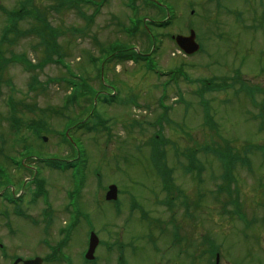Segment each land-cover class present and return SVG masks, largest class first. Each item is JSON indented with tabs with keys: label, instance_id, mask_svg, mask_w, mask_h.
<instances>
[{
	"label": "rangeland",
	"instance_id": "obj_1",
	"mask_svg": "<svg viewBox=\"0 0 264 264\" xmlns=\"http://www.w3.org/2000/svg\"><path fill=\"white\" fill-rule=\"evenodd\" d=\"M23 1L0 0V5L7 11H13L19 9ZM164 1L170 5L169 14L173 18H170L171 24L167 30L162 33L153 31L167 36H163L162 44L159 45L161 50L153 56L155 68L159 72L162 71L158 73L160 76L168 70L181 67L186 77L180 76L168 87L166 104L170 108L164 114V109L157 104V97L160 91H163V94L167 93L164 90L165 86H161L165 79H158L152 72H145L140 63H104L102 82L115 86L113 93L116 91L117 100L112 105L98 104L96 109L99 115H103L107 120L106 124L110 127L111 133L107 135L70 132V137L78 141L77 143L74 140L78 146L81 147L83 144L86 149L85 160H88L82 210L91 215L94 232L99 241L130 242L137 247V253L131 257L126 255L127 251L124 252L128 264H190L185 254L176 258L174 248L172 253H165L166 245L170 244L168 237L155 240L158 249L161 250L160 253L152 251L146 237L147 228L138 223V216H134L133 221L124 224L131 217L132 212L125 210L129 194L133 195L152 217L170 216L162 205H158L161 195L149 150L150 138L158 131L157 122L166 118L167 122L161 127L162 129H159L167 151L166 158L169 165L175 169L176 187L183 191V196L187 199L193 196L198 185L191 177L182 173L179 165L185 162L186 158L182 156L181 151L198 148L204 144L220 145L238 156H244L247 148L250 150L247 157H251V165L246 166L247 171L241 164L234 167L236 183L232 189L242 201L240 209L245 213L246 219L256 222L250 226H242L237 218L229 219L221 214L220 206L215 205L211 195L214 185L221 183L220 167L210 155L200 154L204 167L201 179L205 183L200 186V191L206 190L212 199L211 197L201 199L198 211L188 215L181 203H177L174 207L176 214L172 215L176 217V222L181 228V235L186 237L185 243L200 247L201 238L209 237L218 243L220 256L218 264H264V224L260 220L264 218V162L260 155L254 152L255 149L248 147L257 148L260 144L264 145V93L260 90L255 91L258 87H264V0H221L216 10L213 4L205 0ZM92 2L96 6L79 3L72 7L66 6L63 11L57 12L52 9L58 3L57 0H33L37 12L57 30L59 50L63 53L64 62L69 68L46 63L40 71L28 73L22 66L8 63L7 69L2 74L3 78L10 80V83L2 85L0 90V116H7L5 100L10 97L22 103L23 107L19 108V112L24 121L36 118L31 112L37 114V110L40 109L41 115L38 117L46 119L49 126L48 133L44 136L47 141L44 144L39 141L41 144L39 148L36 146L39 144L38 140L36 141L33 135L26 138L28 134L22 132L21 138L26 140L27 144H36L28 150L30 155L37 154L39 150L41 153H56L62 157L72 155L68 147L58 145L56 136L64 126L65 116L71 115L62 108L68 91L63 79H71L70 70L74 76L79 77L78 80L84 79L85 84L93 91H104L99 78V65L105 59L104 49L115 42L131 48L134 42H131V38L122 30V27L128 28L130 25L131 11L127 8V0H105V2L92 0ZM5 20L6 15L0 12V32L5 26ZM34 21L26 18L18 24V28L21 31L31 30L32 25L36 24ZM189 25L199 36L203 52L185 57L169 35L186 36L188 33L186 27ZM12 37L13 35L9 36V39ZM39 38L29 34L27 37H20L14 44L7 43L5 57L9 60L14 54L23 53L31 63L42 62L45 56L40 51L43 49V44ZM140 39L141 37H137L135 40L137 48L138 46L140 48L138 43ZM52 58L55 59V56ZM235 70L240 71L238 78L246 81L244 83L246 95L236 94L239 81L235 82L232 79L228 80L229 85L222 92L206 91L202 96L207 106L209 105L215 123L204 125L205 109L202 107V102L201 105L199 104L198 97L203 86L200 81L217 77L231 78L235 75ZM32 75L37 77V83L33 89H30ZM159 85L160 88H157ZM176 91L181 94L176 95ZM251 93L255 102L251 100ZM176 96H179V99L172 102L171 99ZM134 104L137 105L136 108H133ZM59 111L62 113V118H59ZM135 120L138 121L137 125H133ZM94 123L95 120L90 122V124ZM18 139L19 137L14 136L12 131H8L7 122L0 119L1 163L5 161L2 157L3 152L7 154L6 156L13 157L21 149L16 144ZM31 161L35 162L32 158ZM49 172L47 168L41 169V175L45 178L50 191L45 188L55 208L61 207L65 203L64 191L72 184H69L67 176L58 175L57 172L54 173L56 182L52 183L48 178L51 174ZM96 174L101 176L99 188H102L101 190L95 188ZM26 175L25 173V177ZM13 178L15 181L20 179L15 176ZM108 184L118 187L120 201L125 198V212L118 219L112 215L107 204L100 202L99 209L94 207L96 196H102ZM26 190L32 191L35 188L29 186ZM122 193L126 195L121 197ZM214 193L227 195L225 190L219 192L218 186L214 188ZM133 199L132 197L131 200ZM227 199L229 198L224 197V201ZM26 204L27 213L34 216L39 214L42 204L32 205L30 202ZM2 205L0 203V210L4 208ZM225 208L231 209L230 206ZM193 209L191 205V210ZM126 211L130 213L129 216ZM191 216L193 217L190 219ZM14 219L10 220L13 223V226L11 225L13 233L10 234L4 229L6 227L0 217V241L9 244L11 251L29 255V247L21 248L22 244H33L32 247L35 248L43 238L56 239L53 232L45 233L40 230L41 224L33 225L29 221L14 222ZM79 230L81 236L77 238V232L74 233L72 241L70 240L68 244H83L82 238L86 229L81 227ZM168 233L170 234V231ZM61 238L62 236H59L56 242ZM71 251L75 258L74 250ZM105 253L97 252L100 258L99 264H114L116 253ZM196 263L204 264L200 261Z\"/></svg>",
	"mask_w": 264,
	"mask_h": 264
},
{
	"label": "flooded vegetation",
	"instance_id": "obj_2",
	"mask_svg": "<svg viewBox=\"0 0 264 264\" xmlns=\"http://www.w3.org/2000/svg\"><path fill=\"white\" fill-rule=\"evenodd\" d=\"M155 1H157L160 6L154 7V12L161 15L163 2H161V0ZM214 9L216 10V6ZM147 10L146 7H141L143 21L149 24L158 25L159 27L150 28V35L152 34L150 36L152 40L150 48H148L147 38L142 36L138 41L140 48L138 46V48L135 47L134 49L139 50L140 53L143 50L141 54L144 56H154L161 50L159 45L162 44V34L153 33V31L162 33L167 29V26H165L166 22H164L161 16H158L157 14L153 17L145 16ZM172 36L173 35H170V38H172ZM57 163L63 165L64 173H66V169H70L71 161L63 160L58 161ZM3 164L5 165V163ZM45 168L50 170L47 163H44L42 166H35L32 161H25L24 159H21L20 162H15L13 166H5V175L0 177V190L2 191H0V193L3 195V197L0 198V203L1 205L3 204L2 206L4 207L0 210V217L3 220L5 227L13 226V223L10 221L12 218H15L14 222H26L29 220L33 225L37 222L41 223L43 219H45L50 222V227L54 228V233L56 234L64 229L72 230L70 227V229L67 228L69 225V217H67L64 210L60 212V207L55 208L54 203L50 202L49 192L46 188V192L43 194L37 192L39 191L37 187V181L39 179L44 180L45 187L49 190L45 178L41 175V169ZM55 172L56 171L50 170L49 173L51 174L49 175L55 176ZM25 173L27 174L26 177ZM57 173L58 175H61L60 172ZM13 176L20 179L15 181ZM69 179L70 178H67L68 181ZM29 186H33L35 190H26ZM28 202L32 205L42 204L37 216L26 212V203ZM19 224L20 223H18V225ZM8 245L9 244H0V264H22L24 261L32 260H39L40 264H88V261L85 258L88 249L87 244H36L35 248L32 247L33 244H22V247L19 246L21 248L29 247V255L18 252L16 253L13 250L11 251ZM71 250H74L75 258H73Z\"/></svg>",
	"mask_w": 264,
	"mask_h": 264
},
{
	"label": "water",
	"instance_id": "obj_3",
	"mask_svg": "<svg viewBox=\"0 0 264 264\" xmlns=\"http://www.w3.org/2000/svg\"><path fill=\"white\" fill-rule=\"evenodd\" d=\"M193 39H194V35H193V33H191V36L189 37V38H181V37H178L177 39H176V42L179 44V46L181 47V48H183L187 53H192V52H194L195 51V49H196V47H193ZM181 40H186V41H188L187 43V45L186 46H184V45H182L181 44ZM111 193V192H110ZM97 243V239H96V237L92 234L91 235V237H90V244H96Z\"/></svg>",
	"mask_w": 264,
	"mask_h": 264
},
{
	"label": "bare ground",
	"instance_id": "obj_4",
	"mask_svg": "<svg viewBox=\"0 0 264 264\" xmlns=\"http://www.w3.org/2000/svg\"><path fill=\"white\" fill-rule=\"evenodd\" d=\"M50 180L52 181V183L56 182V177L54 175H49ZM81 236V232L77 231V235L76 237L79 238ZM77 241V240H75Z\"/></svg>",
	"mask_w": 264,
	"mask_h": 264
},
{
	"label": "trees",
	"instance_id": "obj_5",
	"mask_svg": "<svg viewBox=\"0 0 264 264\" xmlns=\"http://www.w3.org/2000/svg\"><path fill=\"white\" fill-rule=\"evenodd\" d=\"M82 91H83V90H82L81 88L76 90V98H77L78 96H83ZM224 166L226 167V170H227V164H225Z\"/></svg>",
	"mask_w": 264,
	"mask_h": 264
}]
</instances>
